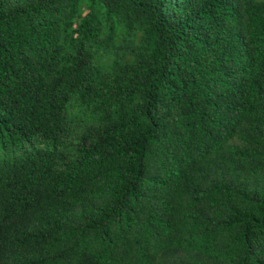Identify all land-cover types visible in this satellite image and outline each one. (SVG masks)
<instances>
[{"label":"trees","instance_id":"1","mask_svg":"<svg viewBox=\"0 0 264 264\" xmlns=\"http://www.w3.org/2000/svg\"><path fill=\"white\" fill-rule=\"evenodd\" d=\"M0 264H264V0H0Z\"/></svg>","mask_w":264,"mask_h":264}]
</instances>
